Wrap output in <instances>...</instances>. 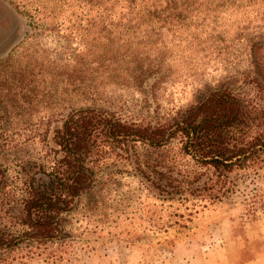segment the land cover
Returning <instances> with one entry per match:
<instances>
[{
  "label": "trees",
  "instance_id": "obj_1",
  "mask_svg": "<svg viewBox=\"0 0 264 264\" xmlns=\"http://www.w3.org/2000/svg\"><path fill=\"white\" fill-rule=\"evenodd\" d=\"M12 1L34 26L68 25L70 33L80 37L84 53L73 55L59 72V78L64 76L59 83L69 86L60 94L70 92L76 100L94 101L99 67L108 69L120 59L137 56L132 72V84L137 85L138 78L152 72L146 69L160 67L154 58L144 68L147 59L141 55L147 49L160 50L165 36L193 46L198 34L216 20L236 19L238 14L264 22V0ZM87 64L96 68L87 70ZM54 67L35 62L20 75L24 113L30 110V96H43L38 124L45 144L27 171L22 165L16 186L0 163V264H28L40 257L62 260L74 247L65 228L67 218L78 211L81 198L95 190L103 173L110 178L135 171L158 196L180 204L194 201L192 206L202 208L229 198L238 182H249L253 188L244 199L246 211L252 214L264 206L263 106L230 89H215L164 122L127 120L95 104L64 108L50 102V94H59L50 90ZM32 84L42 86L35 91ZM174 140L193 162L191 170L150 156Z\"/></svg>",
  "mask_w": 264,
  "mask_h": 264
},
{
  "label": "rangeland",
  "instance_id": "obj_2",
  "mask_svg": "<svg viewBox=\"0 0 264 264\" xmlns=\"http://www.w3.org/2000/svg\"><path fill=\"white\" fill-rule=\"evenodd\" d=\"M197 38L190 46L169 35L162 39L160 50L147 49L141 55L147 59L144 68L154 58L160 67L146 69L152 72L138 78L137 85L132 84L137 56L115 61L108 69L99 67L95 100H76L70 92L60 94L69 86L66 81L59 83L64 80L59 72L73 55L84 53L80 37L70 33L68 25L34 26L16 3L0 0V163L8 180L16 186L18 173V178L23 176L22 165L27 171L43 154L45 142L38 124L43 96H30V110L24 113L20 80L35 62L55 63L50 90L59 94H50V102L64 108L95 104L127 120L164 122L211 91L226 88L264 107V22L237 14L236 19L212 22ZM91 68L96 67L87 64V70ZM40 86L31 85L35 91ZM66 113L67 108L62 116ZM179 148L174 140L149 154L191 170L193 162ZM102 177L95 190L81 198L78 211L67 218L65 228L74 243L69 253L62 260L40 257L28 264H188L175 262L185 258L195 264L255 258L264 264V206L255 207L252 214L246 211L244 199L253 188L249 182H238L229 198L202 208L192 206L194 201L180 204L158 196L135 171Z\"/></svg>",
  "mask_w": 264,
  "mask_h": 264
},
{
  "label": "crops",
  "instance_id": "obj_3",
  "mask_svg": "<svg viewBox=\"0 0 264 264\" xmlns=\"http://www.w3.org/2000/svg\"><path fill=\"white\" fill-rule=\"evenodd\" d=\"M260 259H254L252 261H249V262H245V263H241V262H231V260H228V264H259ZM178 261L179 263H182V262H186L188 264H195V262L190 258H185V259H180V260H175V262ZM213 260H211L210 262H212ZM235 261V260H233ZM206 263H209V261L206 260ZM227 263V260H218V261H215V264H226Z\"/></svg>",
  "mask_w": 264,
  "mask_h": 264
}]
</instances>
